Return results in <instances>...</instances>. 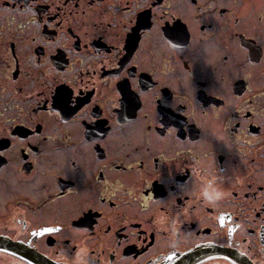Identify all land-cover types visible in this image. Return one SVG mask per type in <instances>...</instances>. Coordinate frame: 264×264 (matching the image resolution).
<instances>
[{
  "label": "flooded vegetation",
  "instance_id": "obj_1",
  "mask_svg": "<svg viewBox=\"0 0 264 264\" xmlns=\"http://www.w3.org/2000/svg\"><path fill=\"white\" fill-rule=\"evenodd\" d=\"M81 247L264 264V0H0V264Z\"/></svg>",
  "mask_w": 264,
  "mask_h": 264
},
{
  "label": "clouds",
  "instance_id": "obj_2",
  "mask_svg": "<svg viewBox=\"0 0 264 264\" xmlns=\"http://www.w3.org/2000/svg\"><path fill=\"white\" fill-rule=\"evenodd\" d=\"M214 180L215 177L210 174L209 178L205 180L200 189L201 196L207 199H212L217 195H223L222 190L215 185ZM86 256L87 249L85 247H81L73 260L67 261L65 257L60 256L57 260V264H87Z\"/></svg>",
  "mask_w": 264,
  "mask_h": 264
},
{
  "label": "snow or ice",
  "instance_id": "obj_3",
  "mask_svg": "<svg viewBox=\"0 0 264 264\" xmlns=\"http://www.w3.org/2000/svg\"><path fill=\"white\" fill-rule=\"evenodd\" d=\"M46 231H51V229H47Z\"/></svg>",
  "mask_w": 264,
  "mask_h": 264
}]
</instances>
